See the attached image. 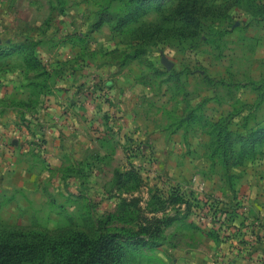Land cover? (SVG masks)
Listing matches in <instances>:
<instances>
[{
    "label": "rangeland",
    "instance_id": "rangeland-1",
    "mask_svg": "<svg viewBox=\"0 0 264 264\" xmlns=\"http://www.w3.org/2000/svg\"><path fill=\"white\" fill-rule=\"evenodd\" d=\"M28 1H16L24 19L56 26L42 50L56 51L51 59L64 76L82 74L63 90H72L74 106L59 109L68 113L67 131L57 127L50 155L47 132L42 139L28 131L38 120L25 119L21 102L0 108V234L16 242L46 233L126 235L144 216L177 215L158 245L124 239L126 263L226 264L231 247L263 244L264 217L247 189L264 184V0H197L200 25L186 38L173 20L179 0L164 14L155 0L138 24L164 31L151 42L111 23L90 31L99 5L124 11L117 0H54L64 16L49 13L48 0H33L30 16ZM255 131L253 160L233 164ZM118 171L127 183L116 181ZM176 195L191 208L173 203Z\"/></svg>",
    "mask_w": 264,
    "mask_h": 264
},
{
    "label": "trees",
    "instance_id": "trees-1",
    "mask_svg": "<svg viewBox=\"0 0 264 264\" xmlns=\"http://www.w3.org/2000/svg\"><path fill=\"white\" fill-rule=\"evenodd\" d=\"M117 1L125 6L122 13L110 10L108 6L97 4L99 6L95 10L96 20L92 23L91 32L99 30L105 23H111L113 31L121 32V30L133 29L134 32H137L135 35L143 36L147 42L148 40L151 42L155 35L164 33L157 25L155 30H152V25H138L140 19L151 12L155 0ZM170 2L171 0H157V7L160 10L163 9L161 14L165 13V8ZM197 4V0L185 2L179 0L178 6L174 9L175 16L173 20L179 21L181 27L185 28L180 30L184 38L192 34L190 29L192 26L200 25ZM80 38L82 39L81 36ZM139 52L137 51L131 58H137ZM32 60L31 66L35 68L41 66L35 58ZM262 133H264V130L261 131ZM259 135L260 132L258 131L246 134L238 152L232 157L233 164L243 165L246 160H253L254 157L251 152L257 148L255 145ZM129 172L133 173V170L127 171V173ZM127 173L118 171L116 173V181L127 183L128 180L126 181V178H124ZM171 198H173V203H180L181 205L186 203L187 208H191L187 199L178 196L175 199L174 196H171ZM241 206L239 201L237 207L243 209L244 207ZM243 212L245 213V211ZM246 219L247 217H245V222ZM176 220H178L177 215H167L165 217L144 216L138 222V229L126 235L108 231L101 232L96 237H90L79 232L70 235L61 234L59 236L46 233L44 235L40 234V238L27 236L23 241L16 242L12 238H7L0 234V264H127V243L124 239L128 240V242L150 245L156 243L158 245L159 240L163 237L165 228L172 225ZM240 224L237 229L242 231L243 223ZM244 228L246 227L244 226ZM245 234L242 233L241 237H239L240 242H243ZM211 236L216 240L221 239L217 234H212Z\"/></svg>",
    "mask_w": 264,
    "mask_h": 264
},
{
    "label": "crops",
    "instance_id": "crops-1",
    "mask_svg": "<svg viewBox=\"0 0 264 264\" xmlns=\"http://www.w3.org/2000/svg\"><path fill=\"white\" fill-rule=\"evenodd\" d=\"M9 1L16 2L17 0L1 1L0 3V17L3 18L0 20V108L9 107L15 101L21 102L19 106H23L21 110H23L22 114L25 119L31 118V114H33L35 119L37 118L38 120V124L31 123L28 126V129L31 127L29 130L23 124L21 126L22 132L26 133L27 129L42 139V135L47 132L45 152L50 155L54 151L51 143L57 141L55 137L60 133L57 127H60L64 132L67 131L66 124L68 121L65 124L64 120L65 117H68V113L62 116L59 109L61 107L66 109L69 106H74L72 94H69L72 90L70 92L66 90L71 89L75 75L78 73L82 74V72L76 69L75 73L64 76L66 69L63 70L61 66L58 70V67L51 59V56L55 55L56 51L46 55V52L42 50V45L50 43L52 40L48 33L56 26L50 25L51 21L46 23L48 25L29 21L33 18L31 15L35 13L33 12L35 11L33 8L35 1L29 0L27 3L29 4L28 11L31 16H29L28 20L24 19L19 12L22 3L19 2V5L16 2L14 5H11L12 3L7 5ZM48 3L49 13L54 10H58V13L63 16L69 13L64 7L61 10L57 9L54 0H48ZM42 29L46 36L42 34ZM16 31H18L17 34ZM11 32L13 36H7V33ZM80 36H83L82 32ZM33 58L39 61L41 66L38 68L31 66ZM47 60L50 61L48 62ZM59 74L61 79L64 77L65 80L58 82ZM66 83L68 86L63 91ZM60 87L63 89L61 90ZM13 107L16 108L17 105ZM10 108L12 109V107ZM31 111L34 113H31ZM70 119L69 122L72 121L71 116ZM80 121L81 119L76 120L77 124L83 122ZM11 128L15 130V124H12ZM26 135L28 134H24V137ZM247 191L251 195L252 209L255 213H260L259 215L264 217V184L252 185L248 187ZM225 254L227 255L225 258L228 259H225L226 264H264V243L253 247L252 251L250 247H247L245 251L239 247H231L229 253L225 252Z\"/></svg>",
    "mask_w": 264,
    "mask_h": 264
},
{
    "label": "built area",
    "instance_id": "built-area-1",
    "mask_svg": "<svg viewBox=\"0 0 264 264\" xmlns=\"http://www.w3.org/2000/svg\"><path fill=\"white\" fill-rule=\"evenodd\" d=\"M244 208H246V207H244ZM220 216L222 218V221L226 220V218H227L226 214H224V213L222 215H220Z\"/></svg>",
    "mask_w": 264,
    "mask_h": 264
}]
</instances>
